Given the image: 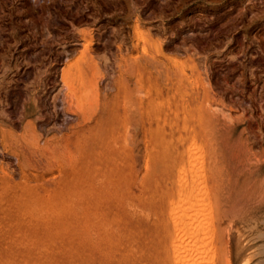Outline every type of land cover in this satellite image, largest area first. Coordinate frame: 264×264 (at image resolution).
I'll return each mask as SVG.
<instances>
[{"label":"rangeland","instance_id":"obj_1","mask_svg":"<svg viewBox=\"0 0 264 264\" xmlns=\"http://www.w3.org/2000/svg\"><path fill=\"white\" fill-rule=\"evenodd\" d=\"M183 168L264 264V0H0V264H174Z\"/></svg>","mask_w":264,"mask_h":264},{"label":"bare ground","instance_id":"obj_2","mask_svg":"<svg viewBox=\"0 0 264 264\" xmlns=\"http://www.w3.org/2000/svg\"><path fill=\"white\" fill-rule=\"evenodd\" d=\"M143 96V94H141ZM141 96V97H142ZM144 97H142L143 99ZM143 103V102H142ZM144 105V104H142ZM143 107V106H142ZM141 107V108H142ZM145 107V106H144ZM146 109V108H145ZM144 110V109H142ZM141 110V111H142ZM147 113V111H146ZM147 117V115H146ZM128 123V122H127ZM133 123V122H132ZM127 125V124H126ZM137 126V125H136ZM127 127V126H126ZM130 129V128H129ZM128 129V130H129ZM131 129L133 130L132 126H131ZM131 130V131H132ZM130 131V130H129ZM133 132V131H132ZM127 133V132H126ZM69 137V136H68ZM70 139V138H69ZM133 139V138H132ZM130 140V139H128ZM74 142V141H73ZM76 142V141H75ZM78 142V141H77ZM65 144V143H64ZM74 144V143H72ZM71 145V144H70ZM129 145V144H128ZM134 145V144H133ZM64 146V145H63ZM78 147V146H77ZM73 148V147H72ZM194 149V148H193ZM64 149L62 148L61 151H63ZM67 150V149H66ZM191 150V149H190ZM195 150V149H194ZM194 150L192 152H194ZM197 150V149H196ZM70 152V151H69ZM53 153V152H52ZM195 153V152H194ZM197 153H198V150H197ZM51 154V153H50ZM63 154V153H62ZM193 154V153H192ZM63 155H66V154H63ZM190 155V154H189ZM72 158V157H71ZM192 158L194 159V157L192 156ZM74 159V157H73ZM190 159V157H189ZM72 160V159H71ZM192 160V159H191ZM190 160V161H191ZM70 161V160H69ZM192 162V161H191ZM195 163V161H194ZM49 164V163H48ZM195 164H198L195 163ZM74 165V164H73ZM207 165V164H206ZM139 166V165H138ZM183 166V165H182ZM192 167V166H190ZM192 170V169H191ZM202 168L198 171L199 173L202 172L201 171ZM67 171V170H66ZM65 171V172H66ZM70 172V171H69ZM197 172V171H196ZM99 173V172H98ZM193 174V173H192ZM197 175V174H196ZM187 175H186V171H185V168L181 169V175H180V185H181V195H183L184 199L185 197L187 196L188 193L185 192L184 194V191H186V184H187V180L186 179ZM193 177V176H192ZM198 178V177H197ZM202 179V178H201ZM198 182L201 183V180H200V177L198 179V181L196 179H194V182H193V185H192V188H193V192H192V197H188L187 199L184 200V205L182 203V205L178 204V206H175V207H172L171 211H170V215L173 219V223H174V237H173V242H172V246H173V260H174V264H213L214 263V254H215V246L213 245L214 243V233H213V229H212V226H213V218L211 217V213L209 211H205V208L206 205L205 204V198L203 196H201L202 193H200V190L203 191V186H200L202 189L200 190H196L198 189ZM202 184V183H201ZM204 184V182H203ZM93 185V183H92ZM178 185V184H177ZM95 187V186H94ZM90 187H88V189H86L85 191V195L87 196L88 194H95L96 193V189H89ZM96 188V187H95ZM205 189V187H204ZM189 190V189H188ZM179 192V191H178ZM204 193V192H203ZM142 197V196H141ZM144 197V196H143ZM182 197V196H181ZM182 197V198H183ZM209 197V196H208ZM180 198V196H179ZM177 199V198H176ZM208 200V199H207ZM94 200H92V203H93ZM178 202V201H177ZM180 202V201H179ZM96 204V202H95ZM176 204V203H174ZM208 204V203H207ZM132 208V207H131ZM135 208V207H133ZM88 211H91L89 208H87V216L88 218H90V215L88 214ZM93 211H96L93 209ZM133 214H135L136 212H133ZM97 215V214H96ZM169 215V214H168ZM213 216V215H212ZM169 218V217H168ZM170 219V218H169ZM101 220V219H100ZM120 220V219H118ZM122 220V219H121ZM120 220V221H121ZM103 223L101 224L100 223V226L101 227H105V222L104 220L102 219ZM117 221V219H116ZM88 222H89V219H86L85 221V224L86 226L88 225ZM119 222V221H118ZM121 224L123 222H120ZM118 226H119V223H118ZM120 227V226H119ZM121 228V227H120ZM120 228H113L111 227L110 229L106 230V227L104 228L105 232L109 233L108 235H111V236H114V240H115V247H117V241H119L121 238L122 240V237L119 236L118 238V235H119V231ZM122 230H126V229H123ZM97 234H99L100 236H102L103 234H105L104 232H101V233H98L96 232ZM95 233V234H96ZM106 233V234H107ZM105 234V235H106ZM123 234V233H122ZM97 235V237L99 236ZM124 235V234H123ZM145 237V235H143ZM142 236V237H143ZM170 236L171 234L170 233H167L165 235L166 239H170ZM96 237V236H95ZM119 240H118V239ZM149 238V237H148ZM143 239V238H142ZM151 239V238H150ZM145 240V239H143ZM136 241V240H135ZM138 241V240H137ZM148 241V239H147ZM131 242V241H130ZM143 242V241H142ZM119 244V243H118ZM121 244V243H120ZM131 244V243H130ZM123 245V244H121ZM132 245V244H131ZM129 245V248H131ZM145 245V243H144ZM120 246V245H118ZM128 246V245H127ZM124 248L126 246H123ZM137 247V246H136ZM149 247V246H147ZM128 248V247H127ZM126 248V249H127ZM127 249L130 250V249ZM160 248V247H159ZM146 249V248H145ZM169 249V248H168ZM116 248L113 252H109V251H112L111 250V245H109V247L106 249H104L105 252L104 253V256L106 254V256L110 255L109 257L114 256V259L115 258H118L119 260V255L118 257L116 256ZM132 250V249H131ZM135 250V249H133ZM150 250V249H149ZM148 250V251H149ZM125 252L127 254H129L128 252ZM136 251H138L136 249ZM167 251V249L165 250ZM120 252V251H119ZM150 252V251H149ZM121 253V252H120ZM165 253V252H164ZM170 253V252H169ZM123 254V253H122ZM140 254H143V256L146 254L145 252H141ZM139 254V255H140ZM168 254V253H167ZM124 255V254H123ZM120 256V258H123L124 256ZM134 256V254H131ZM146 255H150V254H146ZM152 255V253H151ZM141 255V257H143ZM126 257V255H125ZM139 257V256H138ZM138 257H136L138 259ZM139 257V258H141ZM145 257H148V256H145ZM154 257V256H153ZM101 258V257H100ZM105 257L101 258V262L102 264H117L118 262L114 261V260H111V259H108L109 261L107 260H103ZM107 258V257H106ZM105 258V259H106ZM132 258V257H131ZM149 258V257H148ZM156 258V257H155ZM171 258V257H170ZM135 259V258H134ZM103 260V261H102ZM121 260V259H120ZM124 260V259H123ZM126 260V258H125ZM149 260V259H148ZM140 261V259H139ZM151 261V260H150ZM153 261V260H152ZM172 261V259H171ZM133 262V261H132ZM137 264V262H135ZM142 263V262H140ZM128 264V263H127ZM148 264V263H147ZM151 264V263H150ZM173 264V262H172Z\"/></svg>","mask_w":264,"mask_h":264}]
</instances>
